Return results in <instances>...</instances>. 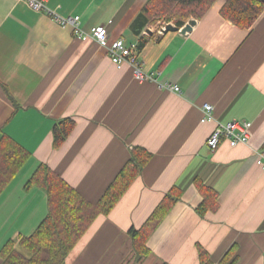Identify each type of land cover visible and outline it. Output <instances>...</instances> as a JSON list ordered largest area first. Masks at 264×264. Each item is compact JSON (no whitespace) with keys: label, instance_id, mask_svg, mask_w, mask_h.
<instances>
[{"label":"crops","instance_id":"0c3cea01","mask_svg":"<svg viewBox=\"0 0 264 264\" xmlns=\"http://www.w3.org/2000/svg\"><path fill=\"white\" fill-rule=\"evenodd\" d=\"M149 0H0V139L5 135L30 158L0 195V251L12 238L31 236L48 214L46 193L26 185L47 165L96 204L136 147L152 154L141 175L108 216H100L66 264H264V12L251 29L224 19L217 0L187 35L152 37L138 53L132 24ZM79 16L86 33L74 35L49 15ZM105 26L110 43L135 46L152 79L118 68L90 35ZM146 35V30L142 32ZM169 85L179 87L171 91ZM215 121L202 123V107ZM76 127L59 149L54 126ZM252 124L247 145L206 141L217 123ZM203 186L217 207L198 213ZM182 191L138 261L129 231L141 229L171 189ZM1 264V260H0Z\"/></svg>","mask_w":264,"mask_h":264},{"label":"trees","instance_id":"16d2710c","mask_svg":"<svg viewBox=\"0 0 264 264\" xmlns=\"http://www.w3.org/2000/svg\"><path fill=\"white\" fill-rule=\"evenodd\" d=\"M216 1L149 0L132 24L139 36L137 52L140 53L155 37L142 35L151 23L164 19L182 28L191 18L201 20ZM263 12L264 3L259 0H228L221 10L224 19L242 29H251ZM75 127L76 122L69 118L54 126L55 149L61 148ZM29 158L30 154L9 137L4 135L0 139V195ZM151 158L152 154L145 148H134L128 163L96 204L88 202L47 165H41L26 189L38 187L46 193L48 214L31 236L18 235L5 244L0 251L1 264H66L68 256L94 222L114 210ZM199 188L204 200L198 213L204 215L209 208L217 207V197L209 189ZM181 198L182 191L174 187L141 229L129 231L138 261L150 255L149 239ZM199 252L201 264H210L209 255L201 248Z\"/></svg>","mask_w":264,"mask_h":264},{"label":"built area","instance_id":"2783aa9c","mask_svg":"<svg viewBox=\"0 0 264 264\" xmlns=\"http://www.w3.org/2000/svg\"><path fill=\"white\" fill-rule=\"evenodd\" d=\"M29 6L36 10H45L44 0H27ZM49 15L61 27H70L76 37L82 38L86 33L80 27L79 16L62 17L54 15L48 11ZM162 27L161 29H164ZM161 29L158 33H161ZM90 35L100 46L107 48L111 61L118 68L128 64L134 69V78L138 82H146L152 79L143 69L142 62L134 55L135 46L127 45L123 40L109 41V34L105 26H97L91 29ZM171 91H179L178 86L169 85ZM214 117V107L205 104L202 107V123L216 122ZM252 124L248 122L232 121L227 124L217 123L215 129L206 141V146L212 151H217L220 146L227 142L230 147L235 148L238 145H247L250 140V130ZM256 165L264 171V151L256 153Z\"/></svg>","mask_w":264,"mask_h":264},{"label":"water","instance_id":"95a60500","mask_svg":"<svg viewBox=\"0 0 264 264\" xmlns=\"http://www.w3.org/2000/svg\"><path fill=\"white\" fill-rule=\"evenodd\" d=\"M260 2L264 3V0H259ZM197 21L194 19H191L188 21V23L182 27H176L173 24H166L164 29H161V33L158 34H154L153 31H151L150 29L146 30V34L150 35V36H155L156 38V42L160 43L163 39V37L165 35H167L168 33H177L179 32L181 35H187L188 33L192 32L193 28L196 26Z\"/></svg>","mask_w":264,"mask_h":264},{"label":"rangeland","instance_id":"374dc122","mask_svg":"<svg viewBox=\"0 0 264 264\" xmlns=\"http://www.w3.org/2000/svg\"><path fill=\"white\" fill-rule=\"evenodd\" d=\"M193 19V18H191ZM195 20V19H194ZM166 24H174L173 22L167 23L166 20H157L153 23H151L148 28L154 32V34H158L159 30L164 27ZM175 25V24H174Z\"/></svg>","mask_w":264,"mask_h":264}]
</instances>
